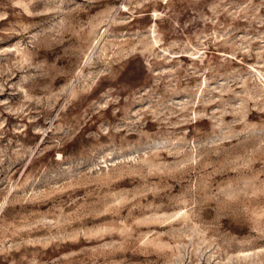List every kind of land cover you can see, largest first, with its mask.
<instances>
[{"label":"rangeland","instance_id":"374dc122","mask_svg":"<svg viewBox=\"0 0 264 264\" xmlns=\"http://www.w3.org/2000/svg\"><path fill=\"white\" fill-rule=\"evenodd\" d=\"M0 264H264V0H0Z\"/></svg>","mask_w":264,"mask_h":264}]
</instances>
